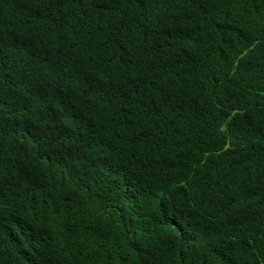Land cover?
Segmentation results:
<instances>
[{"label": "trees", "instance_id": "1", "mask_svg": "<svg viewBox=\"0 0 264 264\" xmlns=\"http://www.w3.org/2000/svg\"><path fill=\"white\" fill-rule=\"evenodd\" d=\"M0 264H264V0H0Z\"/></svg>", "mask_w": 264, "mask_h": 264}]
</instances>
